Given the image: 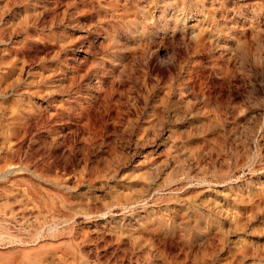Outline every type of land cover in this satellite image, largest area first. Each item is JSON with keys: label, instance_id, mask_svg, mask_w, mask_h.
Here are the masks:
<instances>
[{"label": "rangeland", "instance_id": "rangeland-1", "mask_svg": "<svg viewBox=\"0 0 264 264\" xmlns=\"http://www.w3.org/2000/svg\"><path fill=\"white\" fill-rule=\"evenodd\" d=\"M0 264H264V0H0Z\"/></svg>", "mask_w": 264, "mask_h": 264}, {"label": "bare ground", "instance_id": "bare-ground-1", "mask_svg": "<svg viewBox=\"0 0 264 264\" xmlns=\"http://www.w3.org/2000/svg\"><path fill=\"white\" fill-rule=\"evenodd\" d=\"M85 216H86V215H85ZM41 255H42V254H41ZM41 255L39 254L38 256H36L37 260L40 261V263H41V261H42V257H41Z\"/></svg>", "mask_w": 264, "mask_h": 264}]
</instances>
